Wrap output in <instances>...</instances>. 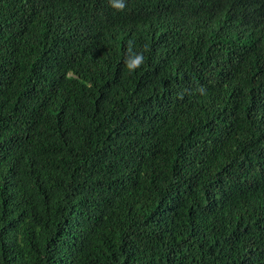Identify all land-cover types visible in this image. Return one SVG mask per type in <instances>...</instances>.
Masks as SVG:
<instances>
[{
  "label": "trees",
  "instance_id": "1",
  "mask_svg": "<svg viewBox=\"0 0 264 264\" xmlns=\"http://www.w3.org/2000/svg\"><path fill=\"white\" fill-rule=\"evenodd\" d=\"M0 264H264V0H0Z\"/></svg>",
  "mask_w": 264,
  "mask_h": 264
},
{
  "label": "clouds",
  "instance_id": "2",
  "mask_svg": "<svg viewBox=\"0 0 264 264\" xmlns=\"http://www.w3.org/2000/svg\"><path fill=\"white\" fill-rule=\"evenodd\" d=\"M110 5L113 8L123 10L125 8L126 0H109ZM131 51V48H129ZM126 66L130 71L137 69L143 63V54L142 53H135L130 55L126 61Z\"/></svg>",
  "mask_w": 264,
  "mask_h": 264
}]
</instances>
